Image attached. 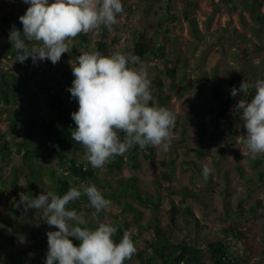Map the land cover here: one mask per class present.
Returning <instances> with one entry per match:
<instances>
[{
  "label": "trees",
  "instance_id": "obj_1",
  "mask_svg": "<svg viewBox=\"0 0 264 264\" xmlns=\"http://www.w3.org/2000/svg\"><path fill=\"white\" fill-rule=\"evenodd\" d=\"M161 1L163 0H137L135 8H140L141 4H145L147 8H153ZM171 1L167 0L166 3L169 14H172L174 10ZM182 1L188 9L192 5V2L188 0ZM19 3L23 15L29 5L24 4L22 0ZM123 9V13L127 12L124 6ZM247 9L251 18L258 24V26L252 27V31L262 44V41L264 42V13L262 12L264 0H251L247 4ZM130 11L133 13L135 9ZM190 11H186L185 17L191 32L197 42H203L206 37L199 27L198 20L191 15ZM10 21L9 17L3 18V33L0 35V162H6L15 154L21 158L22 164L15 165L10 174L0 181V203L6 197L11 198L10 210L15 215V220L7 222L0 232V264H41L26 250L12 248L17 239L24 235L30 236L23 215H39V211L36 209L25 211L26 206L21 201L20 192L18 191L22 176H25L27 180L24 193L30 198L38 196V187L45 188L47 186L46 176L53 178V192L59 196L66 194L72 187L77 188L75 185L78 184L95 181L102 186L104 185V197L115 205L118 211L116 221L113 224L118 231L113 236V240L119 243L124 230L131 233V238L138 249L132 260L136 261L135 264H208V256L212 264H248L237 256L233 244L226 239L202 246L206 237L201 234L200 218L191 206L181 207L174 198L175 195H180L184 201L194 199L200 202L202 196L191 187L177 189L174 186L175 160L165 163L162 175L154 182L155 194L145 191L140 179L136 176L101 182L98 174L105 167L110 173L127 169L137 170L140 168V156L155 163L157 160L156 148L149 146L141 150L139 145H135L124 155L111 157L100 169L93 168L87 160L78 156L79 152L85 153L83 146L71 138V130L77 127L71 118V113L78 110V103L71 98L70 92L65 96L62 88L50 86L53 80L49 78V73L54 66L51 61L44 60L33 63L30 57L23 63L17 61L18 53L9 42V33L13 25L21 32L23 26L18 18L14 23H10ZM162 38L161 35L160 41L157 43L153 38L147 36L145 30L137 31L132 49L126 54L131 53L138 56L141 63L149 58L164 60L163 73L166 75V84L171 89H176L178 80L187 81L188 73H180L175 67L170 66L172 60L168 58ZM74 39L78 40L72 44L74 53L80 55L81 49L89 51L91 43L89 32L87 34L81 33ZM251 43L252 41L249 39L244 40L245 45H251ZM95 51H99L105 56L113 54L110 44L106 41L105 33L99 35L92 49V52ZM65 55L66 53L62 54V56ZM6 60L14 62L15 71L1 65ZM141 63L130 64L129 66L134 68L141 65ZM253 70L248 65L246 70L243 71L245 80L241 79L237 72L229 74L217 67L211 70V75L219 80L228 81L230 84L229 89L224 94L218 92L215 88L212 90L213 95L219 101L217 111H213L215 122L229 115L236 98L231 96L233 87L239 89L243 81L252 83L258 80L256 72ZM36 76L41 77L40 80H37L38 87L48 92L45 103H43L40 93L30 87ZM261 79L264 78L261 77ZM68 83L71 84V81L69 80ZM164 86L165 82H161L156 96V105L167 107L172 111L169 106L172 96L165 93ZM185 91H187V87L184 84L178 92L183 93ZM254 94L255 90L250 88L248 94H245L242 98L250 101ZM22 100L25 101L24 104H22ZM153 102L154 100L150 101V106ZM44 106L47 110H44ZM233 113L238 119L239 115L234 111ZM244 131H246L245 128ZM178 132L181 138L180 142H185L187 132L180 117L175 119V126L171 129V135ZM235 134H239L238 128H236ZM118 135L123 140L125 133L120 132ZM231 147L236 156L240 157L241 145L237 141H232ZM45 155H52L56 158L57 163L52 166H45L36 161L37 158L35 157ZM185 164L192 166L196 172L202 173V168L196 162L187 161ZM263 164L264 154L252 155L251 168L257 173L256 180L247 176L241 165L237 166L240 178L248 186L245 199L239 202L237 210L233 209L232 194L229 191L230 180H226L227 185L224 192V219L229 223L228 226H225L224 231L241 243L243 252L249 259L260 258L264 251V198L258 199L249 207L246 206V201L253 190L256 187L264 188V171L260 169ZM40 171L42 173L39 176ZM207 181L213 182L212 179ZM77 189L81 191L82 195L78 200L69 202L66 205L67 210L79 212L83 207L89 206L87 196L83 195V188ZM165 200L167 201L166 210L169 223L166 227H163L160 214ZM88 208L89 210L92 209L87 215L88 226L95 228L98 223L104 220L108 208L95 217L93 216L95 209ZM141 208L152 211L153 221L148 225L143 222L144 211ZM40 216L39 233L44 237L52 227L42 219V214ZM2 217L3 215L0 214V220L3 219ZM180 218L185 220L186 228L179 224ZM189 225L192 226L194 231V242L178 243L176 235L188 234L190 232ZM72 240L75 245H79L80 242L75 238ZM45 259L46 255L42 256L43 262H45ZM132 261H125V264Z\"/></svg>",
  "mask_w": 264,
  "mask_h": 264
},
{
  "label": "rangeland",
  "instance_id": "obj_2",
  "mask_svg": "<svg viewBox=\"0 0 264 264\" xmlns=\"http://www.w3.org/2000/svg\"><path fill=\"white\" fill-rule=\"evenodd\" d=\"M19 1L21 0H0V35L3 33V18L9 17L11 19L10 23H14L17 18L19 19L22 16L23 10ZM188 1L192 2L189 9L182 0H172L171 4L174 10L172 14H169L166 9L167 0L157 3L153 8H147L145 4H141L140 8H135L137 0H122L127 12L117 16V23L110 28L101 26L98 29L89 31L91 39L89 51L81 49L80 52H92L99 35L102 33H105L106 41L110 44L113 53L119 52L121 54L131 51L137 31L145 30L147 36L153 38L157 43L162 35L168 58L172 60L170 66L175 67L180 73H188L187 81L183 82L180 79L176 89H171L166 84V75L163 73L164 60L149 58L138 67H134L146 71L154 104H157L156 96L160 89V83L165 82L163 90L166 94L172 96L169 106L176 119L180 117L184 124L187 132L186 141L181 143L179 132L173 133L167 141L169 145L167 150L163 146H155L157 152L155 163L140 156V168L137 170L127 169L110 173L105 167L101 169L98 176L101 182L136 176L140 179L145 191L155 194V180L162 175L165 163L175 160L174 186L177 189L191 187L202 196L200 202L194 199L184 201L180 195L174 196L179 206H191L200 218L201 234L206 237L202 246L226 239L233 244L234 251L240 259L245 260L248 264H262L264 262V251L260 258L249 259L243 252L241 243L224 231L225 226L229 225L224 219L226 180H230L229 191L232 194L233 209L237 210L239 202L245 199L248 192V186L240 178L237 166L241 165L246 175L253 177L255 180L257 179V173L251 168L252 155L243 156L241 154L240 157H237L231 147V142L237 141L242 147V152L248 151L244 144L246 131H244L243 122L233 115V106L238 100L242 99L244 94L242 92L238 93L229 115L215 122L213 111H217L219 101L213 95L212 90L215 88L218 92L224 94L229 89L230 84L228 81L219 80L211 75V70L217 67L229 74L237 72L241 79L245 80L243 71L250 65L254 69L253 71L256 72L258 80L261 77L264 78V42L262 41L261 44L260 39L252 31V27L258 26V24L251 18L247 9V4L251 0H240L239 2L234 0L236 3L232 0ZM49 2L51 3L53 0H49ZM131 9H135V12L132 13ZM187 9L191 10V15L198 20L199 27L206 37L203 42H197L191 32L185 17ZM262 12L264 13V9H262ZM245 39L251 40V45H245ZM77 41L76 39L67 41L69 52L61 57L49 73V78L53 80L50 86L62 88L65 96L69 93L67 89L72 86L74 79L69 61H74L79 56L72 51V44ZM1 65L15 71L14 62L11 60H6ZM40 78V76L34 77L30 87L40 93L42 101L45 103L48 92L38 87L37 80H40ZM69 80L71 84L68 83ZM184 84L187 91L179 93V89ZM24 103L25 101L22 100V104ZM44 110H47L45 106ZM236 128H238L239 134H235ZM78 156L86 160L85 153L79 152ZM35 158H37L38 163L45 166H52L57 163L56 158L52 155ZM187 161L196 162L200 168L207 164L211 169L207 180L212 179L213 182H208L204 179L202 173L196 172L192 166L186 165ZM21 164V158L15 154L6 162H0V181L10 174L15 165ZM260 169L264 171V164ZM41 173L42 171L38 173L39 176ZM46 180L47 186L45 188H37L38 195L43 192H53V178L46 176ZM89 183L75 186L84 189L89 186ZM91 183L95 184L104 194V185L102 186L95 181ZM26 186L27 180L25 176H22L18 187L20 194L25 192ZM261 198H264V188L256 187L247 199L246 206L249 207ZM11 201V198L6 197L0 203V214L3 215V219L0 220V232L7 222L15 220V215L10 210ZM166 206L167 201L165 200L160 214L163 227H166L169 223ZM88 207H83L81 211L77 212L86 221L87 215L92 210H89ZM141 209L144 211L143 222L148 225L153 221L152 211L146 208ZM117 213L116 206L110 204L102 222L113 226ZM41 214L39 211V215H23L30 236L24 235L17 239L12 248L26 250L37 262L44 264L42 256L47 253L48 243L47 235L43 237L39 233ZM179 224L183 228L187 227L183 218L179 219ZM188 229L190 231L188 234L176 235L178 243L194 242L192 226L189 225ZM55 230L58 229L52 227L49 231ZM207 260L208 264H212L209 256ZM135 263L136 261H132L129 264Z\"/></svg>",
  "mask_w": 264,
  "mask_h": 264
},
{
  "label": "clouds",
  "instance_id": "obj_3",
  "mask_svg": "<svg viewBox=\"0 0 264 264\" xmlns=\"http://www.w3.org/2000/svg\"><path fill=\"white\" fill-rule=\"evenodd\" d=\"M29 5L19 17L23 31L12 26L9 42L16 49L17 61L23 63L29 57L33 63L49 60L58 63L62 54L69 52L67 41L79 34L101 26L110 28L123 14L122 0H22ZM141 63L134 54L113 53L105 56L99 51L81 52L69 64L74 79L67 89L78 103V110L71 113L77 126L71 130V138L82 145L85 158L93 168L100 169L111 157L122 156L135 145L146 147L163 146L171 129L175 126V114L167 107L152 104L150 81L144 70L130 67ZM255 90L253 98L240 99L233 106L246 129L244 140L247 152L264 154V79L252 83L243 81L239 89L233 87L231 96ZM125 133L123 140L119 133ZM211 169L202 167L207 180ZM82 193L72 187L59 196L53 192L41 193L35 198L20 194L25 211L36 209L42 219L58 230L48 231V250L44 264H125L132 261L138 249L131 233L123 231L119 243L113 236L118 229L100 222L92 228L88 221L76 211L67 210L66 205L78 200ZM89 206L95 209L93 216L108 207L111 202L104 197L95 184L83 189ZM79 241L75 245L73 240Z\"/></svg>",
  "mask_w": 264,
  "mask_h": 264
}]
</instances>
